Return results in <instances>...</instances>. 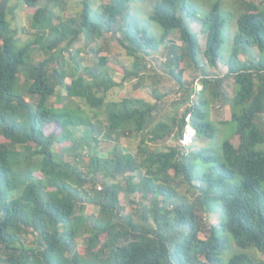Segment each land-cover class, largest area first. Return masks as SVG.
Segmentation results:
<instances>
[{
    "label": "trees",
    "instance_id": "16d2710c",
    "mask_svg": "<svg viewBox=\"0 0 264 264\" xmlns=\"http://www.w3.org/2000/svg\"><path fill=\"white\" fill-rule=\"evenodd\" d=\"M20 1L35 27L23 42L7 17V0H0V136L7 139L0 142V264H264L245 251L226 261L223 255L231 240L264 256V2L236 0L237 30L230 37L221 0H210L200 31L189 25L199 15L192 0H154L147 20L161 28L157 36L132 13L131 0H82L78 15L70 17L59 13L64 0ZM105 33L119 34L117 42L134 59L170 45L166 65L179 84L186 59L196 67L200 58L212 67L222 63L227 72L215 77L200 66L203 87L195 98L191 90L181 117L151 125L157 103L108 96L122 83L109 72L108 57L98 55L102 47L92 46ZM80 38L96 56L93 65L78 74V65L67 70L63 59L54 64L55 54ZM137 76L127 69L122 80ZM227 77L234 82V128L221 144L152 147L171 134L180 141L186 125L197 139H215L210 103L225 99L220 86ZM72 96L84 98L93 116L104 120L92 122ZM96 127L107 138L144 135L146 143L135 155L117 145L105 157L92 152L82 167L65 160L62 150L66 141L76 142L74 129L88 134ZM120 193L140 195L141 223L123 213ZM86 204L98 206V213H82ZM204 212L218 214L219 222L208 224Z\"/></svg>",
    "mask_w": 264,
    "mask_h": 264
},
{
    "label": "rangeland",
    "instance_id": "374dc122",
    "mask_svg": "<svg viewBox=\"0 0 264 264\" xmlns=\"http://www.w3.org/2000/svg\"><path fill=\"white\" fill-rule=\"evenodd\" d=\"M199 11V15L193 17L189 20V25L193 31H200L202 27V17L210 7V0H192ZM222 15L225 19V29L231 37L237 30L236 16L238 14V3L236 0H221ZM257 4L261 5L264 0H252ZM99 2V0H97ZM154 0H131V11L135 13L137 18L140 20V24L148 25L152 33L157 36L159 35L160 27L155 22H149L147 20L148 14L151 11V6ZM8 7V19L10 20L12 29L17 31V36L21 41L28 40L32 38L35 31V27L32 25V12L27 9V7L20 0H7ZM82 8V0H64V7L58 9L62 17L76 16ZM119 35V34H118ZM114 33H105L103 37L95 40L92 43L93 47H102L98 55H105L107 59V67L111 73L114 80L121 82L122 85H116L108 92V96L111 99H120L123 96L144 98L153 103H157L158 111L155 112L153 121L164 120L170 122L172 116L180 118L186 105L190 103L189 93L194 90V93L190 98H195L198 92L202 89V72L200 66L204 65L209 73L213 74L215 77H220L227 72V67L222 63L218 67H212L207 64L205 59L200 58V65L196 67L190 60L186 59L182 64V74H181V84L173 78L168 72V55L170 52V45H160L158 49L150 50L148 53H139L136 62V67L133 68L134 57L129 56L125 53V50L117 42L116 37L118 36ZM175 38V45H180L181 38L179 31H175L172 34ZM224 38V36H223ZM201 47L204 43L200 40ZM34 59L38 60L40 55L38 53L36 45L32 47ZM255 51V49H254ZM76 52H78L76 54ZM76 54V56H75ZM59 55V56H58ZM60 55L62 57H60ZM201 57V56H200ZM247 56H244L246 58ZM63 59V66L67 70L73 69L74 66L78 65L80 72L78 74H84L82 68L84 66H92L96 56L92 51H90V46L86 45L85 39L80 38L71 49L68 51L64 49L63 51L55 54V63L60 64ZM133 70L138 74L137 77L132 79H127L123 81L124 70ZM70 78L66 79L69 83ZM212 87V83L204 90L205 96L209 97V91ZM221 92L225 95L224 98H217L216 101H211L210 103V118L217 126L216 138L215 139H197L194 137V129L192 130L190 125H186L185 133L183 138L179 141L177 139V134L167 135L165 138L156 141L152 146L155 148L164 149L169 145H183L188 149L206 146L208 144H221L222 141L228 136V134L233 130L234 124L229 121L231 118L229 99L233 94L234 82L232 77L224 78L220 86ZM63 94V101L67 102L69 99L66 97L65 92ZM156 95H160L157 98ZM54 100V98H51ZM70 100L73 103L80 104L85 110H88V106L85 104V100L82 97H71ZM90 115V120L95 122L96 120H104V115L99 117L93 116V113L88 110ZM189 116L186 117L188 121ZM97 124V123H96ZM54 130V127H48L47 132ZM105 129L99 132V128L93 132L85 134L82 128L74 129V136L76 142L72 144V141H66L63 148V157L65 160L70 162H78L79 166L86 162L87 155L96 152L100 156H108L113 150L114 146L117 145L118 148L124 153H130L135 155L138 146L142 143H146L141 137H121L119 140L105 137ZM96 137L93 138L92 135ZM147 136V135H146ZM146 138V137H145ZM7 141V139L0 136V142ZM264 148V144L260 145ZM17 150H22L21 146H16ZM61 145H56L55 149L60 151ZM76 154L79 155V160L76 158ZM142 174L141 170L135 173L136 179ZM120 179V177L118 178ZM123 180V179H122ZM125 184V181H122ZM119 198L123 206V213L130 214L136 222H142L143 218L141 215V205H140V195L138 193H120ZM76 212H79V205L76 206ZM82 213L88 215H96L98 213V206L92 204H86ZM204 220L208 223H218L220 218L216 213L204 212L202 214ZM30 241V240H29ZM77 247L82 248L84 246V237H78L76 240ZM81 251V250H80ZM245 251L254 257L264 256L260 254L254 248H241L237 246L234 241L229 242V245L225 251L224 261H226L229 256L233 253Z\"/></svg>",
    "mask_w": 264,
    "mask_h": 264
},
{
    "label": "bare ground",
    "instance_id": "6f19581e",
    "mask_svg": "<svg viewBox=\"0 0 264 264\" xmlns=\"http://www.w3.org/2000/svg\"><path fill=\"white\" fill-rule=\"evenodd\" d=\"M192 129V128H191ZM193 130V129H192Z\"/></svg>",
    "mask_w": 264,
    "mask_h": 264
}]
</instances>
